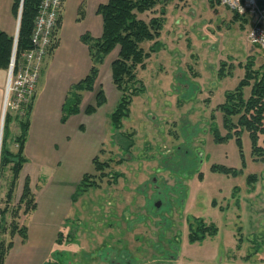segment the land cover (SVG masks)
Here are the masks:
<instances>
[{"label": "rangeland", "instance_id": "1", "mask_svg": "<svg viewBox=\"0 0 264 264\" xmlns=\"http://www.w3.org/2000/svg\"><path fill=\"white\" fill-rule=\"evenodd\" d=\"M12 4V0H0V25L10 30L17 23L12 35H19L21 5L14 16ZM166 9L159 48L145 67L138 68L145 91L134 97L131 114L122 121L121 129L114 128L109 118L120 96L111 76V62L118 48L101 66L96 89L103 85L109 102L97 114H87L89 129L84 140L87 153H94L91 160L98 157L109 162V167L99 176L93 162L84 156L71 161V179L93 172L97 174L94 179L103 181L99 188H89L76 200L71 198V207L66 210L69 217L62 228L63 241L57 243L58 252L53 251L47 264H157L160 260L165 264H264V161L255 160L247 130L239 135L232 131L223 141L215 135L216 128L223 137L230 133L224 124L222 103L230 102L227 93L236 91L247 77L251 60L252 70L264 73V49L248 40L252 23L241 27L234 11L219 0H170ZM160 11L158 5L147 18ZM153 43L144 46L151 50ZM51 54L45 60L47 69L55 63ZM14 61L15 51L8 68H4L7 77L0 106V154L2 147L12 154L17 152L21 141L16 142V137L29 120L31 98L19 100L15 89L8 91L9 81H14L17 73L15 66L14 75L11 69ZM222 63L225 77H221ZM48 78L49 74H44L38 81L35 104L41 95L45 97ZM248 78L240 98L251 96L253 78ZM88 97L94 100L95 92ZM77 117L72 124L79 121ZM128 143L132 144L126 150ZM121 158L125 161L119 165L116 161ZM216 163L236 170H212ZM117 170L125 177H118L117 185L108 183L106 180ZM251 174L258 175L255 184L249 182ZM13 178V163L9 162L0 173V211L8 209L2 222L6 232L13 217H18L20 227L27 226L32 212V204L28 206L30 212L24 211L26 202L16 209L24 190V186L20 190L19 178L13 199L7 200ZM151 180L158 185L156 189L149 183V188L136 190ZM144 191L154 193L146 197ZM148 198L151 206L159 199L163 206L143 207ZM31 201H37L35 193ZM152 210L155 222H149L153 221ZM197 217L215 224L218 230L190 242L189 228ZM136 219L141 222L136 223ZM9 234L2 236L6 243L12 238Z\"/></svg>", "mask_w": 264, "mask_h": 264}, {"label": "trees", "instance_id": "2", "mask_svg": "<svg viewBox=\"0 0 264 264\" xmlns=\"http://www.w3.org/2000/svg\"><path fill=\"white\" fill-rule=\"evenodd\" d=\"M22 1V13L19 28L18 40L15 41L14 35L7 33L0 27V69H7L15 51V71L19 68V64L23 59L25 51L32 47L31 36L35 27L36 17L39 12L41 0H13L12 10L17 16ZM170 0H107L101 2L98 7V13L103 20V30L99 37L93 36L91 33L86 32L81 36V40L87 45L91 58V67L86 77L79 80L77 83L71 85L64 105L62 122H66L70 116L78 114L81 111V102L85 91H93L96 89L97 79L100 74L101 66L105 63L107 57L118 48L117 57L111 62V76L114 85L120 92L119 99L114 110L110 113L109 118L114 128L121 129L123 126V120L131 114V105L135 96L145 91V86L138 77V68L145 67L146 60L151 54L159 48V37L162 34L165 18H166V6ZM220 1V0H219ZM221 3V2H220ZM260 4L264 5V0H260ZM161 5V11L158 15H152L147 18L150 12L156 10V7ZM85 15V6L82 5L79 11V20ZM143 15H146L145 17ZM234 18L242 22L241 27H244L247 23H252V17L245 16V14H239L234 11ZM62 23V13L58 19L59 33ZM153 41L154 45L151 50H147L144 43ZM59 44V36L57 41L50 49V53H53ZM225 63L221 66V77H225V71L223 70ZM237 90L231 93H227L230 102L222 103V107L225 111V126L229 129L228 135L223 137L218 128L215 129V135L219 141H223L227 137H230L232 131L234 135L236 130L238 135L241 131L247 130L251 142H252V154L255 160L264 161V73L257 70H252V60L250 61L246 74ZM248 76L253 78L252 92L249 98H245L241 94L242 87L248 82ZM35 95L30 99L31 103L28 105L29 120H26L22 124V133L16 137V142L21 141L18 145L17 152L10 153L8 149L2 147L0 154V173L2 168L9 162L13 163L14 178L12 187L8 192L7 200L10 202L13 199L15 186L19 178V174L22 171L24 164L27 162L25 156V144L27 141L31 112L34 104ZM236 99L238 101H236ZM107 102V93L103 85L97 90L95 102L87 106L85 112L89 115L94 114L100 107ZM236 120H235V116ZM11 120V118L7 119ZM7 122V121H6ZM9 129H6V131ZM7 131V133H8ZM238 143L242 144V141L237 137ZM133 143V141H132ZM132 143H128L125 149L128 150ZM242 149V148H241ZM244 155L243 153H241ZM123 161L122 159L118 162ZM109 167V162L105 163L99 161L98 157L93 159V166L95 172H99V176L106 174L105 167ZM236 170L233 167L224 166L220 164H213L212 170L218 169ZM97 175V174H96ZM93 172L84 174L79 181L75 193L72 196V200L82 192L92 187L100 186V183L94 179ZM120 173L115 176H119ZM118 178V177H117ZM95 180V181H94ZM258 180L257 174H251L249 176V182L255 184ZM29 179L25 181L23 194L20 198L21 202L16 209H20L22 202H26L27 206H24L25 212H30L29 207L32 204L31 210L37 208V201L32 203L31 199L34 197V193L30 188ZM76 198L74 200H76ZM8 209L4 208V211H0V234L5 233L3 231L2 222L4 220L3 213L5 214ZM14 221L11 222L8 231L12 237L10 241L6 243V240L0 238V264H5L6 254L9 248L13 244L14 235L19 233L23 239L27 238V227L23 225L20 227L18 217H13ZM199 219V218H195ZM191 224V223H190ZM6 227V224H4ZM218 228L213 223H206V220L200 217L198 226L191 225L189 239L190 242H195L205 238L208 235H214ZM3 231V232H2ZM63 232L61 231L57 237V243L61 244L63 241ZM248 255L246 256V258Z\"/></svg>", "mask_w": 264, "mask_h": 264}, {"label": "crops", "instance_id": "3", "mask_svg": "<svg viewBox=\"0 0 264 264\" xmlns=\"http://www.w3.org/2000/svg\"><path fill=\"white\" fill-rule=\"evenodd\" d=\"M100 3L93 0H64L59 44L51 54V61L54 60L55 63L52 68L50 66L51 69H47L48 64H45L41 74V77L49 74L48 90L45 97L44 94L41 95L36 104L34 100L31 124L25 144V156L28 160L19 178L20 190L29 179L30 187L37 197V208L29 215L30 224L28 222L26 226L27 238L24 240L19 233L14 236L13 244L6 254L5 264L51 263L52 253L53 251L57 253L58 245H60H57V237L62 228H65L63 225L69 217L66 210L71 207V198L82 178L79 176L71 179L69 175L71 161L77 156H84L90 163L93 162L91 159L94 153L92 155L87 153V142L84 140L89 129L85 110L88 105L95 102L98 89L84 92L81 111L78 114L70 116L66 122H62L61 118L71 85L86 77L90 70L89 49L81 40V36L86 32L95 37L101 36L103 20L98 13ZM82 5L85 6V15L79 20ZM0 27L12 35L17 29V23H13L10 30L4 29L1 25ZM71 62L75 65L71 66ZM0 72H3L0 78L1 106L7 71L1 69ZM91 92H95L94 100L90 99L93 97H88V93ZM108 102L107 93V102L104 105ZM102 107L97 111H100ZM97 111L94 114H97ZM84 112L85 116H83ZM76 116L79 121L72 124ZM103 137L104 133L101 132L100 138ZM14 145L13 150L16 149L17 144ZM5 233L0 234V238ZM49 236L51 237L47 240Z\"/></svg>", "mask_w": 264, "mask_h": 264}, {"label": "built area", "instance_id": "4", "mask_svg": "<svg viewBox=\"0 0 264 264\" xmlns=\"http://www.w3.org/2000/svg\"><path fill=\"white\" fill-rule=\"evenodd\" d=\"M220 2L239 14L252 17L248 40L264 49V5L260 0H220ZM64 0H41L35 27L31 36L32 47L25 51L14 81L10 79L8 91L16 90L19 100L30 99L37 91L46 57L57 41L58 19L62 13ZM16 59L12 63L14 69ZM14 75V70H13ZM2 216L0 213V220Z\"/></svg>", "mask_w": 264, "mask_h": 264}, {"label": "flooded vegetation", "instance_id": "5", "mask_svg": "<svg viewBox=\"0 0 264 264\" xmlns=\"http://www.w3.org/2000/svg\"><path fill=\"white\" fill-rule=\"evenodd\" d=\"M123 161H125V159L124 158H121ZM123 161H121V162H118V161H116L119 165L120 164H123ZM108 167V166H107ZM118 173H120V175L119 176H115L116 174H118ZM116 174L114 175V176H112V177H109V179L108 180H106V181H108V183H112V184H119V179L120 178H117V177H125V174L122 172V171H116ZM99 175V174H98ZM96 180V179H95ZM94 180V181H95ZM154 180H156V179H154ZM100 181H103V180H100ZM100 181H97L98 183H100V186H101V182ZM152 181V180H151ZM149 183H152L153 185H151V187H153L154 189H156L157 187H158V185H156L153 181L152 182H145V183H142L143 185H139L138 187H137V191L139 192V189L140 188H144V189H147V188H149ZM99 186V187H100ZM125 187H127L128 189L131 187L130 185H126ZM127 188H126V191H129V190H127ZM154 193V192H153ZM153 193L151 194V193H148V192H146L145 193V191L144 192H142V194H143V196H146V197H148L149 195H153ZM151 199H149L148 198V200H147V202H145V205L143 206V207H145V208H147L146 206H151L150 205V203H151ZM161 206H163V204H162V201L159 199L153 206H151V209H153V207H156V208H158V207H161ZM151 213L153 214V221H149V222H155V220H154V217H156L155 216V213L153 212V210L151 211ZM157 215V214H156ZM197 218H199V217H197ZM200 219V218H199ZM199 219H196V221H195V226H198V224H199ZM204 219V218H203ZM205 220V219H204ZM137 222H141L139 219H136V223ZM162 222V221H161ZM156 224H157V221H156ZM129 231H131V229H129ZM154 231V233H155V231L156 230H153ZM162 231H165L164 229H162ZM189 233H190V228H189ZM164 235L166 236V233H164ZM157 236V235H156ZM136 239H137V236H136ZM175 239L177 240L178 238L177 237H175ZM166 248V247H165ZM154 251H156L155 249H154ZM157 252V251H156ZM158 253V252H157ZM162 260H160L159 262H157V264H165V262H161ZM118 263H119V261H117Z\"/></svg>", "mask_w": 264, "mask_h": 264}, {"label": "water", "instance_id": "6", "mask_svg": "<svg viewBox=\"0 0 264 264\" xmlns=\"http://www.w3.org/2000/svg\"><path fill=\"white\" fill-rule=\"evenodd\" d=\"M23 4V3H22ZM22 4H21V9H20V15H19V17H21V13H22ZM15 36V39H16V41H17V38H18V34L16 33V35H14Z\"/></svg>", "mask_w": 264, "mask_h": 264}, {"label": "bare ground", "instance_id": "7", "mask_svg": "<svg viewBox=\"0 0 264 264\" xmlns=\"http://www.w3.org/2000/svg\"><path fill=\"white\" fill-rule=\"evenodd\" d=\"M9 93V92H8ZM10 94V93H9Z\"/></svg>", "mask_w": 264, "mask_h": 264}]
</instances>
